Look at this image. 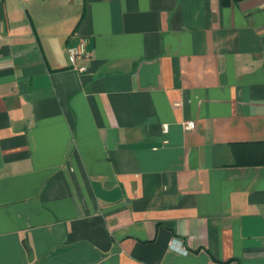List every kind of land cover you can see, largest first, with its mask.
I'll use <instances>...</instances> for the list:
<instances>
[{"label":"crops","instance_id":"obj_1","mask_svg":"<svg viewBox=\"0 0 264 264\" xmlns=\"http://www.w3.org/2000/svg\"><path fill=\"white\" fill-rule=\"evenodd\" d=\"M258 143L264 0H0V264H264Z\"/></svg>","mask_w":264,"mask_h":264},{"label":"built area","instance_id":"obj_2","mask_svg":"<svg viewBox=\"0 0 264 264\" xmlns=\"http://www.w3.org/2000/svg\"><path fill=\"white\" fill-rule=\"evenodd\" d=\"M86 44L87 40L81 39L77 45L66 49L69 67L78 74L84 73L86 71V67L84 65H77V60L88 62L92 56L91 53L86 50ZM182 127L184 130H191L193 129V123L185 122L182 124Z\"/></svg>","mask_w":264,"mask_h":264},{"label":"trees","instance_id":"obj_3","mask_svg":"<svg viewBox=\"0 0 264 264\" xmlns=\"http://www.w3.org/2000/svg\"><path fill=\"white\" fill-rule=\"evenodd\" d=\"M241 1H243V0H220V4H221V6L225 7V6H229L230 4H236V3L241 2ZM258 145L264 146V143H258Z\"/></svg>","mask_w":264,"mask_h":264}]
</instances>
